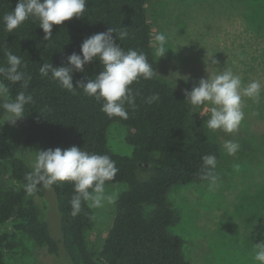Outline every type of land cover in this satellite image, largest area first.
<instances>
[{
  "label": "trees",
  "instance_id": "1",
  "mask_svg": "<svg viewBox=\"0 0 264 264\" xmlns=\"http://www.w3.org/2000/svg\"><path fill=\"white\" fill-rule=\"evenodd\" d=\"M17 2L0 0V66H7L5 51L11 50L22 58L26 65L23 70L30 77L26 92L34 102L25 106L20 119L23 143L36 145L38 150L76 146L90 153L107 154L119 171L106 185L127 186L117 196L111 229L97 252L88 249L85 239L93 225L91 208L82 204L79 214L73 217L69 203L75 194L72 183L53 186L65 254L72 264H189L184 256L186 241L169 230L178 223L169 194L175 187L207 181L201 179L202 156L214 155L219 163L220 147L208 135L206 124L191 119L186 99L157 75L130 85L137 93L136 107L128 108V119L124 120L109 118L101 111V103L86 96L82 89L77 88L74 95L39 72L43 63L68 66V55L79 54L86 38L109 28L117 34L126 28L128 36L122 41L113 33L115 42L125 51L143 52L153 66L150 27L144 12L146 0H88L83 16L53 25L49 40L44 39L39 21L31 17L12 33L5 30L2 18L14 10ZM84 69L83 73L73 71L74 87L78 81L86 83L94 78L102 67L93 61ZM4 82L12 98L22 90L20 83ZM153 93H158L160 99L149 105L145 101ZM112 124L126 128L125 142L133 148L131 156L115 154L108 148L107 129ZM139 169L149 171V177L140 180L136 174ZM29 171L23 160L9 154L1 132L0 264H5L4 250L12 248V234L3 230L7 226L27 234L48 254L57 256L60 249V241L51 237L43 219L45 189L38 187L29 195L24 188Z\"/></svg>",
  "mask_w": 264,
  "mask_h": 264
},
{
  "label": "rangeland",
  "instance_id": "2",
  "mask_svg": "<svg viewBox=\"0 0 264 264\" xmlns=\"http://www.w3.org/2000/svg\"><path fill=\"white\" fill-rule=\"evenodd\" d=\"M144 12L150 27L154 70L185 99V90L191 91L201 78L228 68L245 84L258 80L264 85V0H146ZM158 32L167 35L171 48L160 58L155 55L153 39ZM210 57L218 63L211 65ZM243 102L245 118L237 131L225 133L207 127L221 152L215 170L218 186L210 188L208 181L191 183L175 187L169 194L178 214V223L169 230L186 241L184 256L189 264H257L252 258L253 245L264 242V89L260 103L247 97ZM187 104L190 118L206 124L208 106L193 108ZM20 123V119L14 126L0 122V133L9 154L29 166L39 148L23 143ZM126 135L125 127L110 125L108 148L115 154L131 156L133 148L125 142ZM228 140L240 144L234 156L224 148ZM136 174L143 181L150 172L139 169ZM126 189L125 184L106 185L109 193ZM42 200L50 235L60 241L58 255L48 254L27 234L7 226L3 230L12 234V248L4 250L5 264H72L61 245L60 213L53 188L45 189ZM91 210L93 225L85 239L88 249L97 252L111 229L115 203Z\"/></svg>",
  "mask_w": 264,
  "mask_h": 264
},
{
  "label": "clouds",
  "instance_id": "3",
  "mask_svg": "<svg viewBox=\"0 0 264 264\" xmlns=\"http://www.w3.org/2000/svg\"><path fill=\"white\" fill-rule=\"evenodd\" d=\"M87 2L88 0H18L14 10L3 16V24L5 30L12 33L31 17L39 21V27L45 34L44 39L49 40L53 25L83 16ZM113 33L120 41L128 36L126 28L118 34L114 28L93 34L82 42L79 54L73 52L68 55V66L43 63L39 72L42 77H50L59 87L74 95L77 88L82 89L86 96L101 103V111L109 118L126 120L128 108L136 107L137 93L130 85L140 78L150 80L157 73L143 52L134 49L125 51L115 42ZM153 39L156 44L155 55L159 58L165 56L166 51L171 49L168 47L167 35L158 32ZM5 56L7 66H0V122H8L14 126L24 116L25 106L34 101L33 96L26 92L30 77L23 70L26 65L22 58L11 50H6ZM212 57L209 58L211 65H216L218 61ZM93 61H98L102 70L86 83L78 81L74 87L73 71L83 73L84 66ZM4 81L20 83L22 90L12 98ZM262 89L264 85L260 81L252 80L245 84L240 75L228 68L208 73L191 91L185 90L184 95L193 108L208 106L209 118L206 124L209 129L233 133L245 118L244 98L252 99L258 104ZM159 99V94L153 93L145 102L151 105ZM224 148L228 155L234 156L240 150V144L228 140ZM33 153L29 161L30 171L24 177V188L29 195L34 194L38 187L47 190L60 183L71 182L75 193L69 201L73 217L79 214L82 204L99 209L106 204L115 203L118 192H107L106 183L115 180L119 169L109 155L90 153L76 146L66 149L50 148ZM201 159L204 168L201 179L207 180L210 188L217 187L219 177L214 172L216 157L207 154ZM253 249V260L257 264H264V242L253 245Z\"/></svg>",
  "mask_w": 264,
  "mask_h": 264
}]
</instances>
